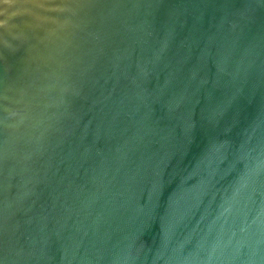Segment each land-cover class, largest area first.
<instances>
[{
  "label": "water",
  "instance_id": "obj_1",
  "mask_svg": "<svg viewBox=\"0 0 264 264\" xmlns=\"http://www.w3.org/2000/svg\"><path fill=\"white\" fill-rule=\"evenodd\" d=\"M0 264H264V0H0Z\"/></svg>",
  "mask_w": 264,
  "mask_h": 264
}]
</instances>
